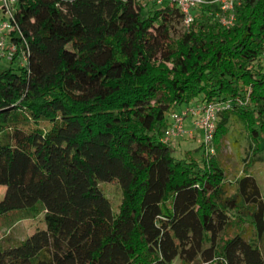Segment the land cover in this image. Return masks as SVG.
Segmentation results:
<instances>
[{"label": "trees", "instance_id": "16d2710c", "mask_svg": "<svg viewBox=\"0 0 264 264\" xmlns=\"http://www.w3.org/2000/svg\"><path fill=\"white\" fill-rule=\"evenodd\" d=\"M219 12L197 6L175 36L170 2L17 0L10 36L27 61L0 70V216L30 209L35 227L0 242V264H264L257 179L228 195L217 152L177 157L162 141L181 105L230 101L216 150L236 120L264 151V0H237L230 26Z\"/></svg>", "mask_w": 264, "mask_h": 264}, {"label": "rangeland", "instance_id": "374dc122", "mask_svg": "<svg viewBox=\"0 0 264 264\" xmlns=\"http://www.w3.org/2000/svg\"><path fill=\"white\" fill-rule=\"evenodd\" d=\"M178 32L175 36L184 32L182 23L177 27ZM9 61L3 60L0 62V70L9 66ZM19 64L14 62V66ZM201 104L200 101L194 100L191 103L183 104L176 110L182 112L188 106L197 107ZM233 127L226 138L221 141L219 151L215 148V153L221 161L223 168L228 174L227 193L228 195L234 192V183L240 176L249 173L253 175L262 190L264 196V151L253 155L252 145L256 142L251 138L246 127L239 121L232 120ZM194 130V135L184 134L171 143L173 154L177 157H183L186 152L192 151L193 156L198 159H203L204 150L201 148L204 134L201 129H194L191 119H186V130ZM259 143H262L261 140ZM100 187L104 194L110 200L114 211H119L125 195L117 181L101 182ZM7 191L6 185H0V201L5 197ZM30 209L14 210L7 215L0 216V242L2 244L14 243L19 240H24L34 231L35 221ZM237 230L236 224H232L229 228V233ZM245 236L249 238L253 236L254 230L247 222L244 227ZM180 263L179 261H175ZM182 264V263H181Z\"/></svg>", "mask_w": 264, "mask_h": 264}, {"label": "built area", "instance_id": "2783aa9c", "mask_svg": "<svg viewBox=\"0 0 264 264\" xmlns=\"http://www.w3.org/2000/svg\"><path fill=\"white\" fill-rule=\"evenodd\" d=\"M158 4L170 2L176 4L183 12L182 25L184 30L190 28L194 22V9L201 4L216 3L219 5L218 13L220 22L225 26L233 25L235 22L234 9L237 0H153ZM17 0H0V62L19 61L25 64L27 54L20 49L17 43L11 40L13 29L10 18L13 16ZM231 107L230 101L201 103L197 107L188 106L182 112L175 111L170 116L169 125L166 128L162 141L171 144L184 134L193 135L194 130H186V119L190 118L194 129H201L204 134L202 145L207 157L215 154L214 137L217 128L219 113ZM169 264H181L175 261ZM204 264V263H203Z\"/></svg>", "mask_w": 264, "mask_h": 264}, {"label": "crops", "instance_id": "0c3cea01", "mask_svg": "<svg viewBox=\"0 0 264 264\" xmlns=\"http://www.w3.org/2000/svg\"><path fill=\"white\" fill-rule=\"evenodd\" d=\"M196 135L193 134V137H195Z\"/></svg>", "mask_w": 264, "mask_h": 264}]
</instances>
